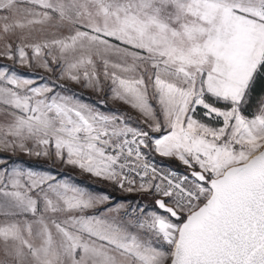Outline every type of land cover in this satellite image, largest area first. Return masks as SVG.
Returning a JSON list of instances; mask_svg holds the SVG:
<instances>
[{"label": "snow or ice", "instance_id": "obj_1", "mask_svg": "<svg viewBox=\"0 0 264 264\" xmlns=\"http://www.w3.org/2000/svg\"><path fill=\"white\" fill-rule=\"evenodd\" d=\"M0 264H264V0H0Z\"/></svg>", "mask_w": 264, "mask_h": 264}, {"label": "rangeland", "instance_id": "obj_2", "mask_svg": "<svg viewBox=\"0 0 264 264\" xmlns=\"http://www.w3.org/2000/svg\"><path fill=\"white\" fill-rule=\"evenodd\" d=\"M5 63H6V61H4ZM20 71H22V72H27V70L26 69H20ZM29 75H31V74H29ZM85 99L86 100H88V101H94L95 100V98L94 97H92V96H85ZM69 172H71V170H68ZM74 175V178H75V180L77 181V182H84V183H94L93 181H91L90 180V178L89 177H87V176H80V175H78V174H73ZM115 195H120V193H115ZM133 199H134V197H132Z\"/></svg>", "mask_w": 264, "mask_h": 264}]
</instances>
